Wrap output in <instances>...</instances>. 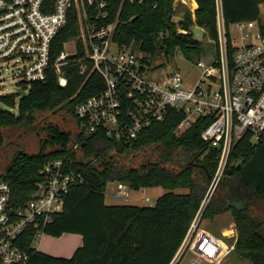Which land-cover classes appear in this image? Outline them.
<instances>
[{
	"label": "trees",
	"instance_id": "trees-1",
	"mask_svg": "<svg viewBox=\"0 0 264 264\" xmlns=\"http://www.w3.org/2000/svg\"><path fill=\"white\" fill-rule=\"evenodd\" d=\"M121 1L110 0V15L99 22L117 23L114 40L121 46L137 47L152 57L169 55L176 48L185 53L198 48L191 14L173 20L175 0ZM196 2V25L216 39V0ZM221 3L227 27L257 20L264 32L260 19L264 0ZM79 28L77 15L71 12L52 42L53 60L64 42L79 34ZM178 28L188 32L179 36ZM83 52L79 45V54ZM80 66L79 62L64 66L66 86L59 84L50 69L44 80L30 85L26 96L0 95V104L10 108L0 105V155H5L0 159V180L11 184L14 199L25 202L31 198L41 168L55 159L67 157L70 166L85 177L84 183L71 188L63 210L45 227V234L54 237L80 234L82 246L69 258L53 256L31 247L33 233L27 231L23 248L30 254L28 264H169L205 199L218 163L219 150L200 136L211 120L199 118L176 134L183 115L171 108L163 121L153 123L131 141H116L100 131L72 152L79 139L75 108L104 87L91 64L83 74ZM113 180L132 190L162 187L164 193L153 206L109 205L105 191ZM225 211L231 212L238 229L237 252L250 264H264V136L255 143L248 133L237 141L203 217Z\"/></svg>",
	"mask_w": 264,
	"mask_h": 264
},
{
	"label": "built area",
	"instance_id": "built-area-1",
	"mask_svg": "<svg viewBox=\"0 0 264 264\" xmlns=\"http://www.w3.org/2000/svg\"><path fill=\"white\" fill-rule=\"evenodd\" d=\"M125 0L121 1V4ZM134 4L144 0H127ZM187 4V0H181ZM217 3V38L215 59L196 62L200 73L187 86L182 73L175 70L162 81L149 78L146 55L132 46L114 40L116 22L100 24L109 15L110 0H0V63H14L19 72L18 91L28 93L33 82L46 78L53 69L61 86L68 79L64 66L79 62L80 72L89 64L104 81L97 94L77 104L81 142L104 131L116 141H131L155 122L163 121L175 108L183 115L174 132L180 134L199 118L211 122L200 136L210 147L219 150L217 166L205 199L181 246L169 264H220L236 250L238 237L222 240L200 228L203 211L225 176L229 157L238 140L248 133L257 143L264 136V32L257 20L240 21L234 27L241 32L240 44L224 22L221 0ZM75 12L79 34L64 42L63 50L53 60L54 38ZM178 32L188 31L178 28ZM249 42H244V41ZM73 42L74 50L66 47ZM79 45L84 49L79 54ZM85 182L81 171L73 169L67 157L47 162L39 172L35 192L25 202L13 198L11 184L0 180V264H28L30 254L23 248L24 234L32 232V245L45 235V227L61 212L65 198L74 185ZM128 185L119 183L118 198H126ZM148 199V198H147Z\"/></svg>",
	"mask_w": 264,
	"mask_h": 264
},
{
	"label": "rangeland",
	"instance_id": "rangeland-1",
	"mask_svg": "<svg viewBox=\"0 0 264 264\" xmlns=\"http://www.w3.org/2000/svg\"><path fill=\"white\" fill-rule=\"evenodd\" d=\"M198 4L196 0H187V4L180 2L176 6V11L173 15V20L178 22L183 18V14L190 13L191 17L194 21V24L191 26V31L193 37L196 38L200 44L198 48L193 49L189 52H183L180 48H176L171 54L167 55L165 53H159L158 55L152 57L145 54L139 48H135V51L138 54L146 55L148 60V65L150 67L149 70V78L153 81H162L169 73H172L175 70H179L182 73L184 84L187 86L193 85L198 76L199 69L196 66V62L201 59L206 63H210L215 59L216 55V47L215 43L210 40L207 35V31L196 25V9ZM260 19L262 24H264V3L260 6ZM231 32L234 37H236L237 42L240 44L241 35L249 32L248 30L240 31L238 28L234 27V25L230 26ZM249 42V41H244ZM67 51L72 52L74 50L73 42H70L66 47ZM19 66L14 65V63H0V95L2 94H16L18 93V82L19 78H14L13 76L19 72ZM20 98L17 97V103ZM3 108L10 110L9 107L0 104ZM13 112L16 109L12 110ZM28 144L25 143V147ZM0 159H5V155H0ZM120 181L113 180L107 184L105 191V201L107 204H128V198H115L118 185ZM135 190L131 188L127 189L128 193H131ZM180 192H187L186 189H179ZM144 194H142L143 196ZM147 197L149 199H147ZM142 200L138 203L140 206H153L157 201V193L156 192H148L143 197ZM200 228L202 230H206L213 234L216 237H238V229L236 227V223L233 220V216L230 211L222 212L221 214L216 215H207L201 219ZM68 235H76V237L69 236H61L54 237L48 234H45L42 237V240L39 239L35 242V245L39 248L40 252L51 254L53 256L58 257H66L69 258L73 255L75 250L82 246L80 234H68ZM79 239V241H77ZM77 241V242H76ZM227 241L231 242L232 239H228ZM78 244V245H77ZM192 256L191 252H188L183 259V264H187L189 258ZM220 264H250V261L246 258L240 256L237 250L231 252L227 255Z\"/></svg>",
	"mask_w": 264,
	"mask_h": 264
},
{
	"label": "crops",
	"instance_id": "crops-1",
	"mask_svg": "<svg viewBox=\"0 0 264 264\" xmlns=\"http://www.w3.org/2000/svg\"><path fill=\"white\" fill-rule=\"evenodd\" d=\"M129 187H127L128 189ZM127 189H126V192H127ZM148 192H156L157 193V199L164 193V189L162 187H153V188H143V189H140V190H135L131 193H128L127 192V197L128 198V204H132V205H138V203L140 202V200H142L141 197H143L145 194H147ZM142 194H144L142 196ZM115 198H118L117 197V192H116V195H115ZM124 198V199H126ZM148 198V197H147ZM149 199V198H148ZM111 205V204H110ZM113 205V204H112ZM68 234H72V233H65L63 234L64 236H69V237H76V235H68ZM62 235V236H63ZM61 237V236H60ZM76 238H79V237H76ZM221 238L222 240H227V237H219ZM77 241H79V239H77ZM76 241V242H77ZM81 242L83 243V238H81ZM78 245V244H77ZM80 247V246H79Z\"/></svg>",
	"mask_w": 264,
	"mask_h": 264
},
{
	"label": "water",
	"instance_id": "water-1",
	"mask_svg": "<svg viewBox=\"0 0 264 264\" xmlns=\"http://www.w3.org/2000/svg\"><path fill=\"white\" fill-rule=\"evenodd\" d=\"M181 2V0H175L174 1V6L176 7L179 3ZM136 18V17H135ZM134 18V19H135ZM186 33L185 32H179V36H183V35H185ZM18 93L20 94V96L21 97H24V96H26V91L25 90H22V89H20L19 91H18Z\"/></svg>",
	"mask_w": 264,
	"mask_h": 264
}]
</instances>
